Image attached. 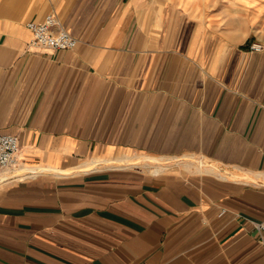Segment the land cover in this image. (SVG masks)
Wrapping results in <instances>:
<instances>
[{
  "label": "crops",
  "instance_id": "0c3cea01",
  "mask_svg": "<svg viewBox=\"0 0 264 264\" xmlns=\"http://www.w3.org/2000/svg\"><path fill=\"white\" fill-rule=\"evenodd\" d=\"M0 133V264H264V0H0Z\"/></svg>",
  "mask_w": 264,
  "mask_h": 264
},
{
  "label": "built area",
  "instance_id": "2783aa9c",
  "mask_svg": "<svg viewBox=\"0 0 264 264\" xmlns=\"http://www.w3.org/2000/svg\"><path fill=\"white\" fill-rule=\"evenodd\" d=\"M25 25L31 31L29 43L38 48H73L76 44L77 38L69 33L53 12H47L41 20H27ZM250 47L259 50L263 45L259 41H254L251 42ZM20 152L21 146L15 134L0 133V170L9 172L5 179L20 177L27 173L18 171L22 166L19 159ZM254 225L259 233L264 232V217L255 221Z\"/></svg>",
  "mask_w": 264,
  "mask_h": 264
},
{
  "label": "rangeland",
  "instance_id": "374dc122",
  "mask_svg": "<svg viewBox=\"0 0 264 264\" xmlns=\"http://www.w3.org/2000/svg\"><path fill=\"white\" fill-rule=\"evenodd\" d=\"M139 159H140V158H138V159H130V161L133 163V162L139 161ZM131 162H130V163H131ZM130 163H129V164H130ZM120 164H127V163H126V162H110V163H107L106 165H120ZM152 164H153V165H155V164L157 165L158 163H156V161H153V162H149V161H148L145 165H152ZM127 165H128V164H127ZM2 171H7V170H2ZM18 171H20V170H18ZM8 173H9V172H8ZM8 173H7V174H8Z\"/></svg>",
  "mask_w": 264,
  "mask_h": 264
},
{
  "label": "bare ground",
  "instance_id": "6f19581e",
  "mask_svg": "<svg viewBox=\"0 0 264 264\" xmlns=\"http://www.w3.org/2000/svg\"><path fill=\"white\" fill-rule=\"evenodd\" d=\"M109 161V160H108ZM147 161H154L153 159H152V157H150V156H144V157H141L140 159H139V161H136V162H133V163H137V164H143V163H145V162H147ZM113 162H116V161H113ZM90 166V165H89ZM2 174L0 173V180L2 179ZM7 177V176H6ZM6 177H4V179L6 178Z\"/></svg>",
  "mask_w": 264,
  "mask_h": 264
}]
</instances>
